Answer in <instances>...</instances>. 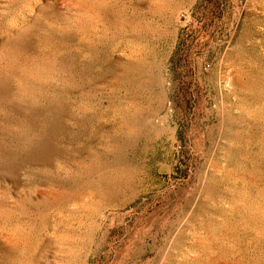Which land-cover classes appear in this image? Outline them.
Returning <instances> with one entry per match:
<instances>
[{
  "label": "rangeland",
  "instance_id": "rangeland-1",
  "mask_svg": "<svg viewBox=\"0 0 264 264\" xmlns=\"http://www.w3.org/2000/svg\"><path fill=\"white\" fill-rule=\"evenodd\" d=\"M0 264H264V0H0Z\"/></svg>",
  "mask_w": 264,
  "mask_h": 264
}]
</instances>
